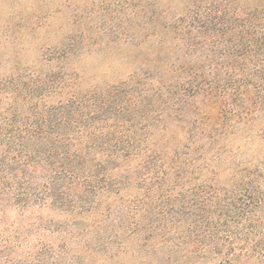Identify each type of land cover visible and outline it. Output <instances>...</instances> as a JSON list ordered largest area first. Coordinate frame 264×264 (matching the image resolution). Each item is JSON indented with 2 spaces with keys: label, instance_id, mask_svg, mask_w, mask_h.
Here are the masks:
<instances>
[{
  "label": "trees",
  "instance_id": "obj_1",
  "mask_svg": "<svg viewBox=\"0 0 264 264\" xmlns=\"http://www.w3.org/2000/svg\"><path fill=\"white\" fill-rule=\"evenodd\" d=\"M201 4L169 26L183 58L156 74L87 85L60 66L12 90L0 111V214L47 209L122 242L167 217L174 254L264 264V160L218 180L220 142L264 143V0Z\"/></svg>",
  "mask_w": 264,
  "mask_h": 264
},
{
  "label": "rangeland",
  "instance_id": "obj_2",
  "mask_svg": "<svg viewBox=\"0 0 264 264\" xmlns=\"http://www.w3.org/2000/svg\"><path fill=\"white\" fill-rule=\"evenodd\" d=\"M198 1L202 11L214 2ZM195 2L0 0V111L10 107L12 90L33 74L49 76L60 66L81 75L87 85L114 84L145 69L156 74L154 67L183 58L169 26L187 20ZM126 36L131 40L125 41ZM65 50L71 55L61 60L58 54ZM220 144L226 151L218 159L223 166L219 183L230 178L223 168L264 160V143L257 138ZM154 220L158 230L144 228L122 242L107 235L103 224L72 225L47 209L24 214L8 210L0 214V264H219L212 257L201 261L184 252L174 254L167 245V217Z\"/></svg>",
  "mask_w": 264,
  "mask_h": 264
}]
</instances>
